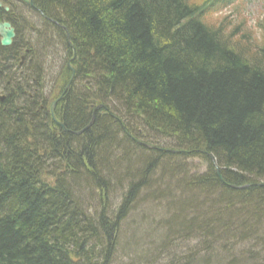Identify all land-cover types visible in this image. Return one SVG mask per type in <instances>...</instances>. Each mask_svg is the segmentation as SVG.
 Segmentation results:
<instances>
[{
    "label": "trees",
    "instance_id": "1",
    "mask_svg": "<svg viewBox=\"0 0 264 264\" xmlns=\"http://www.w3.org/2000/svg\"><path fill=\"white\" fill-rule=\"evenodd\" d=\"M36 4L68 27L76 78L84 75L91 90L84 98L99 100L109 113H96L93 125L76 133L92 113L88 101L68 104V97L62 115L74 132L41 126L46 141L39 144L27 102L0 103V264H109L119 246L153 257L148 238L166 252L169 235L157 244L164 229L211 239L204 255L197 246L172 264H264L254 246L245 248L250 260L238 262L229 255L234 243L225 244L243 238L264 247V36L255 45L244 22L228 30L231 19L215 22L209 9L201 11L204 2L193 0ZM130 119L143 123L149 136L172 138L178 152L141 147L149 155L132 161ZM120 131L127 140H119ZM185 150L207 158L206 173L177 177L186 172L178 159ZM51 156L58 171L50 182L43 176ZM115 175L119 187L127 186L119 209L112 216L105 205L91 214L89 190L105 198ZM163 198L169 203L139 210L141 202Z\"/></svg>",
    "mask_w": 264,
    "mask_h": 264
},
{
    "label": "rangeland",
    "instance_id": "2",
    "mask_svg": "<svg viewBox=\"0 0 264 264\" xmlns=\"http://www.w3.org/2000/svg\"><path fill=\"white\" fill-rule=\"evenodd\" d=\"M195 2H202L203 0H193ZM237 4V7L242 9L243 11L240 12L238 10H232L231 7H227L226 10L223 11H217L213 15V20H219L225 16H230L231 21L234 24H239L241 22H244V27L249 32H251V39L252 42L256 44L261 43L262 35L264 34V0H237L235 2ZM16 9L19 12H15L18 18V25H19V32L24 35V38L31 42V45H27L26 48L32 50V55H28V58L26 59L27 62H24V71L22 72L19 66H16L15 64H10L11 67L7 69V72L9 73V78L6 82H2V89L6 91L7 95H9L10 100L13 98L18 101L19 104L22 102L24 103L26 107H28L30 110L32 109V118L31 115L29 121L35 123L36 128L39 130V134H37V131L35 130V137L40 136V139H38L39 144H45V132L41 129L42 127H51V121L56 122L53 120L51 116V111L46 108L48 106V103L51 104L53 100H56V106H55V115L56 118H63V110H64V103L65 101L59 100L61 95H59L60 89L57 90L60 86L64 84L63 91L65 87L67 88V93L69 94L68 97V104L70 103V100H74L76 103L77 101H81L84 103V99L87 100V98L84 97H91V90L88 89L85 86L84 75L78 76L76 79H74L71 84L69 85V78H70V70L68 68V63L71 59V52L67 44L66 39V33L52 25L51 23H46L43 18L36 12H33L29 10L25 5L17 4ZM239 13L243 14L240 15ZM214 20V21H215ZM235 26L229 25L228 30H235ZM28 41V43H29ZM30 44V43H29ZM33 46V47H32ZM31 47V48H30ZM21 51L19 50V54ZM30 53V52H29ZM40 53V58H37L38 54ZM33 59V62H32ZM25 61V59H24ZM18 62V60H17ZM14 63V60H10L7 64ZM31 65V66H30ZM74 65V63H73ZM65 72V74H63ZM27 76H38L39 80L35 81V84L31 78H26L25 81L27 85L31 88L30 90L33 92H27V97H22L23 92L18 91V83ZM63 80L62 84L59 83L60 80ZM65 81V83H64ZM68 81V83H67ZM34 86L32 87V85ZM20 89H24V86L20 85ZM42 89V92H41ZM62 91V92H63ZM30 93V94H29ZM4 94V93H3ZM21 101V102H20ZM68 104L66 107H68ZM111 105V104H110ZM113 106H116V104L111 105V108ZM50 107V106H49ZM35 108V109H34ZM34 109V111H33ZM87 109V108H86ZM117 109V108H116ZM89 110V109H87ZM87 112V111H86ZM89 112H87L88 114ZM92 113V112H91ZM29 116H26L29 118ZM131 118V117H130ZM59 120V119H58ZM138 122V125L136 124ZM130 125H127V127H130L132 129V134H138L143 136L144 138H140L141 141L149 144V145H141L138 142L134 141L136 144L134 145L132 143L131 145V152L133 153L132 161H139L141 157H143V154H148L149 151H144L142 148H147V150H154L156 148H159L161 145H164V147L171 148L172 150H175V145L177 143L174 142L172 138H168L166 136L161 137V132H153L156 133L155 135L149 136L146 129H141V126H144L143 123H139V121H135L134 119H130ZM124 126V125H123ZM146 127V126H144ZM126 130V129H125ZM129 130V129H127ZM57 131L60 132V128H57ZM124 132H119V140H127V138L124 136ZM140 133V134H139ZM67 139H64L63 142H66ZM62 141H58L57 145L61 144ZM36 145V144H35ZM140 146V147H139ZM142 147V148H141ZM162 147V146H161ZM174 148V149H173ZM153 152V151H151ZM47 157V156H46ZM45 157V158H46ZM173 157V156H170ZM50 158V157H49ZM181 163H183L186 167V172L181 171L180 174L177 175V177L186 176L189 178H192L193 176H198V174H204L208 170L209 162L206 157H204L203 154L199 152H191L185 150L181 156L178 158ZM55 162V163H54ZM58 159L56 157L51 156V158L48 160L47 164H52L51 166H44L45 170H47V174L43 176V178L46 181H53L51 176L49 174H55V171H58ZM54 163V164H53ZM113 164V161L111 162ZM103 172V171H102ZM103 174H105L103 172ZM162 174V173H160ZM169 176L175 177L172 175H164L163 178H167L168 180ZM112 177V184L110 186V192L109 195H104L101 197L98 196V192L95 191L94 194H92L89 190H86L88 192L87 195V205L89 212L91 214H94L95 212H100L103 208V206H107L109 210L111 211V215L113 216L115 214V211L119 209V205L123 202V199L126 194L127 186L126 187H119L117 184V175L111 176ZM51 178V179H50ZM160 182L161 185H164L162 181ZM158 185V183H157ZM142 194V190L140 192ZM174 195H176V191L172 192ZM82 195V194H80ZM89 198V199H88ZM100 198V199H99ZM185 198H187V195H185ZM175 198L174 200H176ZM173 203V200L171 201ZM166 203H169L168 199H161L158 201H151L150 203H144L139 200L140 208L139 210H146L151 207L152 210L155 208L158 209V207H161V205H166ZM160 205V206H159ZM167 209H162V213H166ZM141 213V212H140ZM170 215H174L175 211L173 209L169 210ZM159 217L162 220H167V216L161 213H157ZM166 216V217H165ZM134 218V214L131 213V215L123 221V224L131 219ZM169 219V217H167ZM130 233V232H129ZM129 233L127 235H129ZM172 233V234H171ZM167 235L170 237V245L166 249V252H164L163 249H161L160 252L156 249V243L155 239L148 238V242H152L151 251L155 250L156 253L148 255L144 254H135L134 252L129 253L126 251V247L121 248L120 246L116 250L114 256L111 259V262L109 264H172L171 262L174 260L176 256L183 257V256H190L192 254L191 249H198L201 251L202 255L205 254L207 248L206 245H208L209 241L211 239H203V237H200L199 235H184L182 233H174L171 231H167L166 229L160 231V233L157 236L158 245L160 246L164 239L167 238ZM122 240L129 243V239H127L126 236H123ZM234 245L232 246V244ZM127 243H125L126 245ZM222 246V243H220ZM219 244V246H220ZM226 245L232 246L231 248H235L233 251L230 250L229 255H233V260L239 262L242 259H249L250 255L247 254L249 247L255 248L253 253L260 254V257H264V247L262 248V243L256 244L254 241H251L249 239H243V238H236L232 241H226ZM258 245V246H255ZM198 246V248H197ZM246 248V250H245ZM242 249V251H240ZM220 251V250H219ZM164 252V253H162ZM178 254V255H177ZM250 257V258H249ZM232 260V258H231ZM230 260V261H231ZM175 263H177L175 261Z\"/></svg>",
    "mask_w": 264,
    "mask_h": 264
},
{
    "label": "water",
    "instance_id": "3",
    "mask_svg": "<svg viewBox=\"0 0 264 264\" xmlns=\"http://www.w3.org/2000/svg\"><path fill=\"white\" fill-rule=\"evenodd\" d=\"M9 26H10V25L7 24V23L4 24V26H1V27H3L1 33H2L3 36H4V38H3V40H2V43H3L4 45H8V44L11 42V38L14 36V30H13V29H7V28H5V27H9ZM100 107H101V106H100ZM93 119H94V118H93ZM92 122H93V121H92ZM92 122H91L88 126H86L83 130L78 131V132H76V133H80V132L86 130V129L92 124ZM247 186H248V184L243 185L242 187H247ZM233 187H238V186L233 185Z\"/></svg>",
    "mask_w": 264,
    "mask_h": 264
},
{
    "label": "bare ground",
    "instance_id": "4",
    "mask_svg": "<svg viewBox=\"0 0 264 264\" xmlns=\"http://www.w3.org/2000/svg\"><path fill=\"white\" fill-rule=\"evenodd\" d=\"M140 142H141V143H139V144H141V145H149V144H147V143H145V142H143V141H141V140H140ZM248 186H249V185H248Z\"/></svg>",
    "mask_w": 264,
    "mask_h": 264
}]
</instances>
